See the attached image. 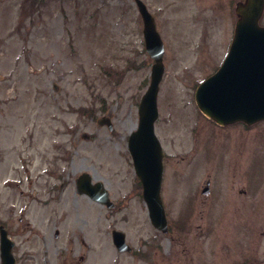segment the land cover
<instances>
[{
  "label": "rangeland",
  "instance_id": "374dc122",
  "mask_svg": "<svg viewBox=\"0 0 264 264\" xmlns=\"http://www.w3.org/2000/svg\"><path fill=\"white\" fill-rule=\"evenodd\" d=\"M144 1L164 44L155 122L172 224L164 244L173 246L177 236V250L197 245L205 257L213 253L214 264L262 263L264 120L220 126L194 100L197 85L225 56L235 4L243 0ZM152 63L134 0H0V219L8 214L2 201L10 207L20 190L46 191L52 181L72 207L77 177L87 172L121 207L110 212L87 201L101 216L105 246L112 224L127 235L149 233L145 203L138 189L131 191L136 175L127 139L137 128ZM101 116L110 117L111 130L97 124ZM181 159L192 160L197 173L205 166L199 192L206 179L213 181L209 199L201 196L185 217L178 210ZM227 162L228 171L212 172L214 163ZM194 179L190 174L187 185ZM95 214L87 217L88 232ZM179 219L184 222L175 228Z\"/></svg>",
  "mask_w": 264,
  "mask_h": 264
},
{
  "label": "flooded vegetation",
  "instance_id": "af4514ba",
  "mask_svg": "<svg viewBox=\"0 0 264 264\" xmlns=\"http://www.w3.org/2000/svg\"><path fill=\"white\" fill-rule=\"evenodd\" d=\"M152 16L156 22L153 13ZM60 159L62 157H57V160ZM201 165L198 173L192 160L181 159L177 167V185L178 189L183 191L179 195L178 210L184 217L190 215L194 207L193 203L201 200V196L204 200H208L212 195V184L210 186V183L213 181L209 179H206L202 186L200 185L199 192L197 181L201 179L205 169V166L204 169H201ZM230 166H232L231 162L224 165L219 164L217 167L214 163L211 169L212 172L218 174L221 172L220 169L226 168V172ZM190 174L195 175L192 186L187 185ZM58 177L60 179L61 176L56 173L55 178ZM32 183L33 181L30 180L29 185ZM54 183L55 181H52L50 188L46 191L23 192L20 190L18 197L12 199L14 203L11 202L10 207L8 201H2L3 205L8 208V214L0 219V227L11 242L10 253L13 264H214L213 253L211 252L210 257H205L197 245L192 247L184 245L180 247V250H177L175 246L178 242L177 236L172 237L173 246L168 247L164 244V238L172 231V224H169L166 201L162 196L165 190L163 184L161 196L167 218L165 227H155L151 222L149 209L145 207L147 224L143 227H148L146 231L149 233L143 234L144 230L138 232L135 230L133 234L127 235L124 230L115 228V224H112L109 233L110 239L107 240L105 246L103 226L99 225L101 216L95 214V207H92L93 210H91L87 206V201L90 205H98L106 211H115L121 207L117 206V201L111 197L110 191L107 192V200L104 202L101 198L104 196L101 191L89 193L76 190L73 206L70 207L65 206L64 199L61 198L62 193L56 191L58 187ZM139 196L142 197V194L140 193ZM205 203L208 204L207 201ZM15 204L18 206L17 208H14ZM14 214L16 223L13 221ZM91 214L92 216L95 214L96 219L95 227L91 230L92 233L88 232L87 227V217L88 215L90 217ZM182 220L179 219L174 227H180L184 222ZM203 230L205 229L203 228ZM115 231L123 232V244L125 245L123 248L119 249L116 246L117 242L113 239ZM206 231L208 232L209 229L207 228ZM170 236L172 235L170 234ZM198 243L200 246V242ZM0 264H3L1 250Z\"/></svg>",
  "mask_w": 264,
  "mask_h": 264
},
{
  "label": "water",
  "instance_id": "95a60500",
  "mask_svg": "<svg viewBox=\"0 0 264 264\" xmlns=\"http://www.w3.org/2000/svg\"><path fill=\"white\" fill-rule=\"evenodd\" d=\"M136 1L143 20L145 49L154 62L149 85L138 105L137 129L128 137V149L142 184L143 199L151 221L156 227H165L160 199L163 152L154 133V122L158 117L156 99L164 73L163 44L151 14L140 0ZM263 9L264 0H244L236 4L238 20L229 51L218 70L205 79L195 92L200 110L219 124L235 121L251 124L264 119V26L258 23ZM53 87L58 89L56 84ZM98 124L112 128L107 117L99 119ZM81 181L82 191L93 192L102 188L100 183L92 186L86 174L81 176ZM101 198L104 200L105 197ZM114 239L123 242V236L118 232L114 234ZM0 240L7 254L6 259L2 255L3 264H12L9 254L11 244L2 230ZM122 242H119V248H122Z\"/></svg>",
  "mask_w": 264,
  "mask_h": 264
}]
</instances>
